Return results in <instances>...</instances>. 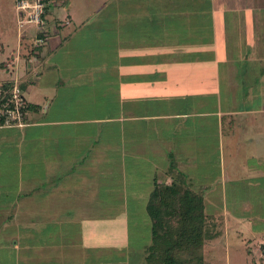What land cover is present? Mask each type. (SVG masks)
<instances>
[{"label":"crops","instance_id":"1","mask_svg":"<svg viewBox=\"0 0 264 264\" xmlns=\"http://www.w3.org/2000/svg\"><path fill=\"white\" fill-rule=\"evenodd\" d=\"M45 1V43L40 49L36 78L26 77L20 67L16 70L14 66H7L8 57L0 61V68L21 78L26 84L23 93L38 86L45 92L48 90V94L44 92L39 97L41 100L33 101L24 93L25 101L30 104L27 123L23 128L0 125V153L5 145L11 151L22 150L21 154H15L14 164L18 166L28 161L30 155L57 156L60 148L59 155L65 156L68 152L70 156L73 149L70 144L74 142L66 126L76 125L83 126L85 131L95 129L91 142L86 143L87 148L97 150L91 167L98 165L105 154H100V149L106 148L117 150L114 153L123 157L122 164L133 155L147 157L153 164L150 179L144 178V174L139 177L140 183H148V190L143 192L145 196L141 193L146 198L143 215L133 217L135 211L130 212L126 206L124 210L116 208L115 213L104 216L109 218L100 223L102 227L94 226L91 218L86 217L88 238L82 240L80 247L89 249V254L97 257L95 264L124 261L148 264L153 234L146 203L153 182L169 181L167 173L171 168L185 174L189 185L202 192L206 212L209 204L205 192L210 190V185L194 181L191 175L199 169L200 158L204 156H209L208 162L216 158L213 162L221 173L220 186L223 190L229 187L228 194L221 192L222 207L212 214L224 217V231L230 219L244 224L248 221L250 225L251 216L246 218L244 213L248 209H254L255 213L260 201L256 197L261 189L258 179L264 176L263 0H163V3L162 0H131L129 7H125L124 0H112V3L106 0L101 5L100 0ZM202 11L205 15H201ZM142 17H157L158 22L147 24ZM196 17L205 21L201 22L202 29L199 30L198 24L196 30L199 41L194 39V33H191L193 39L186 34ZM105 27L111 28L110 34L106 35L109 30ZM157 30L159 38L154 36ZM19 34L17 29L16 45ZM30 34L35 36L36 31L27 30L23 43L31 41ZM110 36L112 52L107 49L106 56L102 57L106 48L100 49V38L106 40ZM137 36L146 40L141 38L137 43ZM62 53L63 61H59L57 55ZM7 79L10 78L0 77V80ZM52 107L57 111L60 108L59 116L48 120L46 115ZM105 110L107 114L101 116L100 111L104 114ZM84 130L82 137L75 140L87 139L89 134ZM106 136L114 142L101 148L100 139H107ZM206 147H212L213 152H205ZM179 157L186 158L187 162L180 161ZM44 168L49 171L50 161ZM121 170L125 175L126 166ZM158 172L163 178L158 177ZM77 179H81L77 180L81 184L78 187L86 188V194L100 193L98 174L83 178L80 175ZM61 180L54 179L49 186L50 193L68 187V194L73 196L75 185H60ZM27 186L30 189L24 198L40 193L37 184ZM139 193L138 188L133 192L136 198ZM228 196H234L232 201L237 200L240 207L228 206ZM24 198H19L11 218L58 221L84 215L83 212L81 215L56 213L54 208L47 213H24ZM216 242L208 247L212 248ZM263 243L264 238L257 242Z\"/></svg>","mask_w":264,"mask_h":264},{"label":"rangeland","instance_id":"2","mask_svg":"<svg viewBox=\"0 0 264 264\" xmlns=\"http://www.w3.org/2000/svg\"><path fill=\"white\" fill-rule=\"evenodd\" d=\"M103 1L106 0H100V5ZM124 1H126L124 3L125 7H129L131 0ZM249 1L250 0H247V2ZM236 2H242V0H236ZM110 3H112V0H110ZM106 11L108 12V10ZM201 15H205L204 12ZM19 17V13L15 8V0H0V61H4L6 60V57H8L7 61L10 62L11 57L13 58L15 56V52L17 50V29H20L18 26ZM149 18L144 19L142 17L141 19L145 20L147 24L151 23V25L158 22V20H156L157 17H154L153 19H151L152 17ZM199 19L196 17V22H194V25L190 26L189 32L186 31L187 36L189 33L191 39H193L191 33H194V39L198 40L195 36L197 33L196 30L198 29V24L199 30H201V22L205 23L203 19ZM105 28L109 30L106 35L110 34L111 28ZM24 29H26V31H23V33H27V30H35L34 26L31 25H25ZM153 29H155V27H153ZM192 29H194V31H191ZM167 30L170 29L167 28ZM159 34L160 31L157 30L154 36L159 38ZM27 37L31 39V37H34V35ZM141 38L143 41L146 40L143 36ZM141 38L140 36H137L135 42L139 43ZM175 39L176 38H172V40L176 41ZM111 42V36L110 39L106 40L100 38V49H103L104 47L106 48V51L102 57L106 56L105 54L107 53V49L109 52H112ZM62 56L63 53L57 55L59 61H63ZM53 61L55 62L57 60ZM20 70L22 72L24 70L26 73L24 68L20 67ZM7 71L0 68V77H14V73H12V71ZM32 78H36V76H32ZM47 78H49L48 75L46 76V79ZM44 92L45 91L38 88V86H33L24 93H26V96H30V98L35 101L41 100L42 98L39 97L44 95ZM45 93L48 94V90H46ZM74 93L76 92L74 91L72 94ZM44 107L45 105L42 107L43 110ZM59 111L60 108L57 111L52 107L49 114L46 115V119L49 120L57 118L59 116ZM107 112L108 110H105V113L103 114V112L100 111V115H106ZM102 126H104V124ZM67 129L70 130L72 140L74 142L73 144H70L73 146L72 151H70V156H72L71 159L70 156H68V152L65 156L59 155L62 151L60 148L57 152V156H53L52 154H40L39 156L35 155L34 157L30 155L28 161H24L18 166L17 163L14 164L16 162L15 154H21L20 151L22 152V150L17 151L15 149L11 151L9 148L6 149L8 145H5L6 147H4L0 153V264H51L54 263V261H63L66 264H95V259H97V257L95 256L94 258L91 256L89 254V249L80 247L82 240H87L88 238L85 231L86 228H89L87 222L88 219L86 217L91 218V221L94 222V226H97L101 222H106V220H108L109 217H104L105 215H112L117 210L116 208L124 210V206H126L125 208L130 210V212L135 211L133 217H139L143 215V210H145L144 202L146 201L143 192L148 190V183L146 184L145 181V184L140 183L139 177L141 174H144V178H151L152 172L150 171V168L153 164H151L149 158L141 157V155H133L132 157H129L126 162H123V166V157L121 159L120 155L117 154L118 152L114 153L117 150H109L106 148V150L100 149V154H105H103V157L100 155L101 161L99 160L98 165L93 162L95 165L91 167V161L93 159L92 156L96 157L97 150H94V148L91 149L89 147L88 149L86 143L91 142L95 129H89L85 131L83 126L76 125H71L68 127L66 126V130ZM82 130L88 132L89 135L86 136L87 139L83 141L80 139L75 140L77 137H82ZM104 139H100L101 148L108 142L110 144H113L114 142V139H112V141L108 138L105 140ZM201 139H204L207 142V138L202 137ZM38 143L41 142L39 141ZM24 149L26 150V147H24ZM206 151L208 154H211L213 149L212 147H206L205 152ZM46 152H48V150ZM202 152L203 146H201V153ZM208 157L209 156H204L200 158L199 169L195 172H191V175L194 181L197 182L198 180L199 183L201 180L200 184L203 183L210 185V190L208 189L205 192L207 197L206 199L209 204L206 207V212L212 214L217 212L216 210L218 208L222 207L221 192L226 191L228 194L229 187L227 186L225 190L221 188V173L218 172V165L215 166L213 162V160L216 161V158L214 159V157H212V162H208ZM146 158L148 159L147 162H145ZM179 158L180 161L187 162L186 158ZM49 161L50 168L49 171H47L44 166L48 164ZM193 161L194 158L192 161H190V163ZM136 164L138 166H135ZM125 166L126 173L123 175L124 173H122L121 167L124 169ZM101 171H103L104 175H101ZM79 174L81 175V178L88 177L90 174H98L100 176V193L95 195L88 193L86 194V188L78 187L81 185L78 184L77 181L81 180L77 179V176H80ZM123 176L127 177L122 179ZM104 177L105 179H103ZM158 177L163 178V175L159 174ZM54 179H62V182L60 181V185L62 183L63 186L75 185V188H73L75 190V194L70 196L68 194V190H70L68 187H65L66 190L57 188L54 189L52 193H50L51 191H49V186L53 184ZM110 180H112V182H109ZM82 181L89 180L87 179ZM113 181L115 183H113ZM259 181L261 184V189L258 195L256 191V197L258 200H260L258 202L257 209L255 213L254 209H248V211L244 213V217L246 218L251 216L249 220L250 225L247 224L248 221H245L246 224H244L230 219L229 222H232L233 224L228 222L227 229L224 231L222 238L216 242V245H214L216 247L213 246L210 248L208 245H206L205 250L207 251L208 255H213V260L211 259L209 264H264V248L257 244L259 239L264 238V176H260L258 182ZM119 182L121 184H119ZM35 184H37V188H39L37 190L40 193H38L36 197L30 196L24 198L26 197L25 194L28 189H30V187L27 185L32 186ZM136 188H138V191L140 192L138 198H136L133 194ZM60 191H66V193L62 194ZM77 192L81 193L77 194ZM252 192L254 193L255 190H252ZM141 193L144 195L143 197ZM233 197L234 196H228V206L233 204L231 206L232 208H239L240 204L235 202L237 200L233 202ZM19 198H24L22 203L24 213L37 214L40 211L42 213H47L54 211V208L56 213L68 212L71 214L80 213L81 215L83 212L84 215L83 217L74 216L78 218L80 217L79 219L58 221L54 219L42 220L41 218L36 221L11 218L16 213V205ZM209 199L213 204L211 202L209 203ZM243 199H247V197ZM214 202L216 203L214 204ZM241 211L242 210H240L239 215L241 214ZM234 214H236V212H234ZM252 216H254V218H252ZM139 223L141 224V221H139ZM100 227H102L101 224ZM67 232L69 234L66 236L65 234ZM137 240L138 243L141 242L139 238ZM113 256L116 255L113 254ZM122 264L130 263H125L124 261Z\"/></svg>","mask_w":264,"mask_h":264},{"label":"trees","instance_id":"3","mask_svg":"<svg viewBox=\"0 0 264 264\" xmlns=\"http://www.w3.org/2000/svg\"><path fill=\"white\" fill-rule=\"evenodd\" d=\"M24 44L28 56L40 57L42 45L29 48V43ZM5 83L8 87L10 80ZM25 85L20 84L22 89ZM29 108L26 102L23 109ZM167 174L169 181L153 182L146 203L153 234L148 264H209L213 257L205 246L222 238L224 217L205 212L202 192L189 185L185 174L172 168Z\"/></svg>","mask_w":264,"mask_h":264},{"label":"built area","instance_id":"4","mask_svg":"<svg viewBox=\"0 0 264 264\" xmlns=\"http://www.w3.org/2000/svg\"><path fill=\"white\" fill-rule=\"evenodd\" d=\"M45 0H15V8L19 13L18 26L20 27L19 41L15 56L7 66H14L17 70L22 67L26 70L25 76L32 78L37 75L40 62L38 56H28V48L22 42L25 37V25L34 26L36 34L29 42V48L38 47L45 43L43 29L45 26ZM42 34L41 36H39ZM10 84L5 86L6 80H0V125L5 127H23L26 125L25 98L21 88V78L18 75L8 79Z\"/></svg>","mask_w":264,"mask_h":264},{"label":"water","instance_id":"5","mask_svg":"<svg viewBox=\"0 0 264 264\" xmlns=\"http://www.w3.org/2000/svg\"><path fill=\"white\" fill-rule=\"evenodd\" d=\"M261 246L264 248V243H263V244H261Z\"/></svg>","mask_w":264,"mask_h":264}]
</instances>
